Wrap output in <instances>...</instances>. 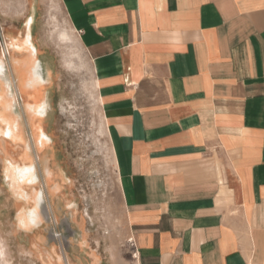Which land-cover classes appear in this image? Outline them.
I'll return each instance as SVG.
<instances>
[{"label":"crops","instance_id":"0c3cea01","mask_svg":"<svg viewBox=\"0 0 264 264\" xmlns=\"http://www.w3.org/2000/svg\"><path fill=\"white\" fill-rule=\"evenodd\" d=\"M58 2L138 264H264V0Z\"/></svg>","mask_w":264,"mask_h":264},{"label":"rangeland","instance_id":"374dc122","mask_svg":"<svg viewBox=\"0 0 264 264\" xmlns=\"http://www.w3.org/2000/svg\"><path fill=\"white\" fill-rule=\"evenodd\" d=\"M69 28L58 0H0V264H138L89 62L74 32L58 37ZM38 60L45 82L30 85Z\"/></svg>","mask_w":264,"mask_h":264},{"label":"bare ground","instance_id":"6f19581e","mask_svg":"<svg viewBox=\"0 0 264 264\" xmlns=\"http://www.w3.org/2000/svg\"><path fill=\"white\" fill-rule=\"evenodd\" d=\"M65 34V33H64ZM69 37V36H68ZM26 38V37H25ZM28 38V37H27ZM63 38V37H62ZM70 38V37H69ZM66 40V38L64 37V39H63V43L64 42H66L65 41ZM23 43V42H22ZM33 50V49H32ZM39 61V60H38ZM37 61V62H38ZM42 62V61H41ZM69 63V65H71L72 64V61H69L68 62ZM42 64H43V62H42ZM38 65V67H41V65L39 64V63H37L36 64V66ZM2 66V65H1ZM1 69V68H0ZM3 72V71H2ZM43 73H44V76H45V67H44V64H43ZM1 74V73H0ZM45 78H46V76H45ZM23 171V170H22ZM29 173V172H28ZM27 174V173H26ZM25 175V174H24ZM21 177V176H20ZM21 180V179H20ZM29 222H31V223H34L35 224V226L37 225H39L40 223H41V216H40V212H39V210H35V211H32L31 213H30V215H29ZM0 251H1V249H0Z\"/></svg>","mask_w":264,"mask_h":264},{"label":"clouds","instance_id":"9594fccd","mask_svg":"<svg viewBox=\"0 0 264 264\" xmlns=\"http://www.w3.org/2000/svg\"><path fill=\"white\" fill-rule=\"evenodd\" d=\"M42 193H37L36 194V197H37V207L39 206V202H40V200L42 199Z\"/></svg>","mask_w":264,"mask_h":264}]
</instances>
